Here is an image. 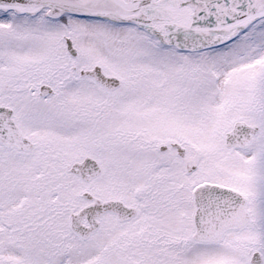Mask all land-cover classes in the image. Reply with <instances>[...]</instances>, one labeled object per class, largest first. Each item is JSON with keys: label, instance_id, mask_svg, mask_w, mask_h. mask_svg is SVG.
Returning <instances> with one entry per match:
<instances>
[{"label": "snow or ice", "instance_id": "snow-or-ice-1", "mask_svg": "<svg viewBox=\"0 0 264 264\" xmlns=\"http://www.w3.org/2000/svg\"><path fill=\"white\" fill-rule=\"evenodd\" d=\"M0 264H264V0H0Z\"/></svg>", "mask_w": 264, "mask_h": 264}]
</instances>
